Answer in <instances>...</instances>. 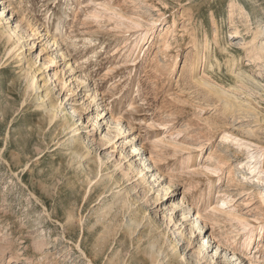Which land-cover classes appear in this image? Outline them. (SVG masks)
Listing matches in <instances>:
<instances>
[{"label":"rangeland","instance_id":"rangeland-1","mask_svg":"<svg viewBox=\"0 0 264 264\" xmlns=\"http://www.w3.org/2000/svg\"><path fill=\"white\" fill-rule=\"evenodd\" d=\"M167 237L175 264H264V0H0V264H142Z\"/></svg>","mask_w":264,"mask_h":264},{"label":"bare ground","instance_id":"bare-ground-1","mask_svg":"<svg viewBox=\"0 0 264 264\" xmlns=\"http://www.w3.org/2000/svg\"><path fill=\"white\" fill-rule=\"evenodd\" d=\"M2 11H3V9H2ZM31 27H32V31H34V32L37 31L35 28H33V26H31ZM7 36L9 38V40H12L11 41L12 44L8 48L9 53H13V51L15 49H20V48L25 46V39L22 35L19 34L17 27H15V30H8ZM140 44H141L140 39L135 40L133 42V45H132L133 46L132 50L133 49H135V50L139 49L141 47ZM28 78H29V73H28ZM29 84L32 86L33 90L39 89V86H37L34 75H32L30 77ZM38 97L41 99V101L36 104L37 108L41 109L44 112V114L48 117L49 123H53V125H54L56 120L60 117V114L62 112H64V109L61 108V103L58 105L54 104V103L53 104L52 103H49V104L45 103L44 104L43 99H44L45 95H38ZM36 100H37V98H36ZM72 109H73L72 110L73 112H76L74 107H72ZM64 115H66V113ZM62 126H63L64 130H66L68 128V126L66 127V124H63ZM71 132H73V133L68 138L67 143L65 142L63 144L62 149H65V146H68V148H67L68 152L66 153V156L68 157L69 161H71V165L79 164V167H81L82 162L85 161L86 159H88L90 152H89L88 147H86L84 145L82 138L79 136L76 137V135L78 134V129L76 127H73L71 130H69L68 133H71ZM134 149H137V144H134ZM85 164L87 165V168L89 170V172H88L89 175L93 174V173H94L93 174L94 176L98 175L99 171L98 170L93 171V168L90 166L89 162H86ZM116 186H117V183H116ZM165 188H167V189H165L166 191H169L171 189V185L168 184L167 186H165ZM179 202H181V201H179ZM136 212L137 211H130V213H129L130 218H129L128 223L126 224V228H127V231L129 232V234H134L137 231L136 238L134 237V239H133V240H135V242L138 241L139 235L142 232H144L146 229L144 226H142L144 216L138 217V213H136ZM187 212H188L187 210L182 211V218L186 216ZM196 224L198 226V229H200L202 231L203 226L200 222V216L196 217ZM139 227H141V228L138 229ZM259 227H262V226L259 225ZM202 239L203 238H201V240ZM147 241H148L149 246L155 247L154 242H153L154 240L152 241L148 237ZM167 242H168V246H169V249L167 251H165V252L160 251V250L157 251V248H156L157 253L155 254L153 249H150L149 252H147L148 258H143L141 261L142 264L160 263L161 260L159 259V255L162 257V259H166V257L169 256V254H168L169 252L172 253V256L167 258L165 264H175V262L173 261V258L177 257V256H175L176 251H177V247L175 245H173L172 241L169 240L168 237H167ZM203 242H205V241H203ZM161 264H163V263H161Z\"/></svg>","mask_w":264,"mask_h":264}]
</instances>
